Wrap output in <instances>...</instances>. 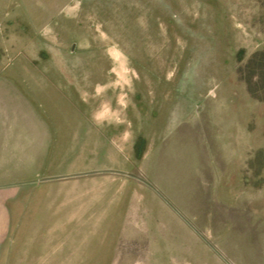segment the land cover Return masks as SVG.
I'll list each match as a JSON object with an SVG mask.
<instances>
[{"label": "rangeland", "instance_id": "obj_1", "mask_svg": "<svg viewBox=\"0 0 264 264\" xmlns=\"http://www.w3.org/2000/svg\"><path fill=\"white\" fill-rule=\"evenodd\" d=\"M238 68L264 91V0H0V119L22 142L91 119L102 168L10 264H264V100Z\"/></svg>", "mask_w": 264, "mask_h": 264}, {"label": "crops", "instance_id": "obj_2", "mask_svg": "<svg viewBox=\"0 0 264 264\" xmlns=\"http://www.w3.org/2000/svg\"><path fill=\"white\" fill-rule=\"evenodd\" d=\"M73 120L72 128H63L67 133L54 134L57 137L52 140L41 133L33 141L22 142L19 140L24 134L21 120L0 119V264H10L17 232L22 233L29 220L39 218L48 210V205L63 197V193L70 194L71 190L73 194L76 189L83 195L91 194L92 177L87 173L102 170L93 169L91 164L92 121L86 118ZM11 135L14 139H10ZM34 149L36 154L32 153ZM30 172L40 174L37 179H29ZM194 172L204 186V176L200 174L197 162ZM227 177H222L223 182ZM155 187L163 189L164 195L169 194L158 179ZM135 188L138 194L139 184Z\"/></svg>", "mask_w": 264, "mask_h": 264}, {"label": "trees", "instance_id": "obj_3", "mask_svg": "<svg viewBox=\"0 0 264 264\" xmlns=\"http://www.w3.org/2000/svg\"><path fill=\"white\" fill-rule=\"evenodd\" d=\"M255 56L252 59L249 60V63L248 64H251L252 63V61L255 58ZM237 75H238L239 80L242 81L245 84L246 91H247V93L249 94V96L251 98H253L255 100H258V101H263L264 100V91L261 92L260 94L258 93V91L253 86L251 76L244 77L242 75V73H241V69L240 68L237 69Z\"/></svg>", "mask_w": 264, "mask_h": 264}]
</instances>
